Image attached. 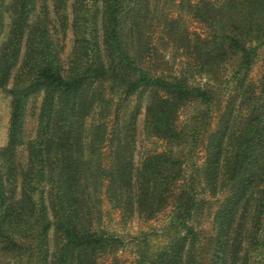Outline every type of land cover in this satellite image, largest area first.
<instances>
[{"label": "trees", "instance_id": "1", "mask_svg": "<svg viewBox=\"0 0 264 264\" xmlns=\"http://www.w3.org/2000/svg\"><path fill=\"white\" fill-rule=\"evenodd\" d=\"M53 1L61 9H56L59 20H66L69 0ZM175 2L74 0L75 42L64 69L49 25L32 24L37 0H13L8 8L0 0V36L4 12L11 15L0 45V88L14 79L8 89L9 140L0 148V264H106L109 258L115 264L127 239L103 223L102 191L124 215L137 212L149 218L173 204L166 227L170 238L151 264H238L242 256L243 264H250V252L263 244L258 236L264 215V76L258 84L250 72L264 48V0H179L177 6L190 7L207 29L205 37L190 40L180 18H171ZM157 27L164 36L162 49L157 47L160 38L153 41ZM170 43L184 50L190 44V70L159 72L162 50ZM197 72L208 81L196 82ZM233 81L234 93L205 143L206 159L201 168L192 161L188 171L174 148L182 146L179 152L193 160L211 122L209 106ZM40 92L37 133L25 142L27 101ZM134 95L136 105L121 115ZM190 100L205 108L180 131L179 103ZM143 101L147 136L164 138L172 146L146 153L136 166V121ZM107 142L111 165L103 168ZM25 143L27 162L22 164L17 150ZM257 185L263 189L242 253L240 209L250 203ZM202 189L215 199L199 198ZM220 195L216 231L201 237L190 220Z\"/></svg>", "mask_w": 264, "mask_h": 264}, {"label": "rangeland", "instance_id": "2", "mask_svg": "<svg viewBox=\"0 0 264 264\" xmlns=\"http://www.w3.org/2000/svg\"><path fill=\"white\" fill-rule=\"evenodd\" d=\"M13 0H5L6 7L8 8ZM196 2L198 0H192ZM73 2L74 0L68 1L67 6V19L59 20L56 9L58 8V3H54L53 0H37L35 15L32 17V24L38 21H45L47 25H49L51 29V33L54 39L58 42L61 47V58L64 69L67 68L69 59L71 57L74 42H75V34L72 26L73 20ZM179 0H176V6L171 9V18L175 19L179 17V24L184 25L187 31L188 40L194 39L197 35H201L205 37L207 35V29L203 25L202 22H198L193 18L192 10L187 5L177 6ZM100 4V3H99ZM98 4V5H99ZM61 9H59L60 11ZM167 9H165V12ZM4 18V33L0 36V45L5 38L6 32L9 29V24L11 20L10 12L5 11L3 14ZM99 27V38L98 42L100 46H102V30H101V14L100 21L98 20ZM159 27L156 28L157 34L154 35L153 41L159 39V43H154L155 46L157 44L158 48L162 49L164 39H162L163 34H161ZM181 45H185L184 42H180ZM170 46L163 51L165 55V60L159 66L161 71H166L167 73H179L183 72L186 69L190 70V44L184 50L183 46L180 49H177L176 46H173L172 43ZM188 49V52H187ZM24 54V49L22 51V57ZM165 69V70H164ZM20 69L15 70L14 75L19 72ZM230 69L227 71L230 75ZM264 76V48L260 49L258 52V57L255 60L251 72L250 77L256 81V83H261L263 81ZM223 78L221 80L222 85L224 83ZM14 79H11L9 84L5 88H0V148H3L7 145L10 134V123H11V113H12V97L9 93V88L12 86ZM208 79L205 75L200 77V73H196V82H200L203 84L207 82ZM225 84V83H224ZM215 85V83H214ZM235 82H231L229 86L223 91L220 92L219 97L209 106L211 107L210 113H212L211 122L209 124V128L205 133V137L203 138V143L200 145L196 153L194 154L193 160L190 162V157H186L184 155L185 151L182 153L179 152L180 147L174 148L175 155L177 157H182L185 159L184 165H187V170H191L192 161H196L198 166L201 168L205 159H206V148L205 143L207 142V138L209 134L218 128L220 117L222 113L225 111V101L228 99L230 95L234 93ZM215 89H219L215 86ZM148 94H145V96ZM43 101V92L36 93L32 95L26 105L25 116H24V128H23V136L25 142L28 140H32L35 138L37 133V126L39 121L40 109ZM241 102L240 99L237 100V104ZM137 103V96L134 95L130 101V103L123 107L121 110V115L125 116L129 113ZM205 108V106H201ZM200 106L190 101L180 102L178 117L176 120L178 129L180 131L185 130L190 126V122H193V118L201 109ZM247 104L243 105V113L247 111ZM146 101L142 102L141 109L139 111L136 127L137 134L135 137L134 143V159L135 164L138 166L142 157L146 155V153L150 152H161L168 151L170 149V145L168 141L164 138H159L157 136H147L146 129ZM114 116V113L111 114ZM91 118V117H90ZM89 118V119H90ZM122 120V119H121ZM207 134V135H206ZM190 146H186L185 150ZM110 147L108 142L106 146L102 147V154L100 160V166L103 168H108L111 165L110 158ZM17 156L19 161L22 164L27 162V146L26 143L21 145L17 150ZM203 184L200 183L199 188H201ZM105 189V188H104ZM263 189L261 185H257L256 189L253 193V198L249 199L250 203L246 204L245 208L240 209V216L242 217L243 226L240 229L241 238L243 241V247L241 252L244 253L248 248V239L253 229L254 223V215H255V204L256 199L260 191ZM204 192V193H203ZM100 196L103 198L102 203V213H103V223L112 231H116L122 235H125L127 239V243L124 247H121L117 253V260H115V264H151V260L154 259L155 255L166 246L170 236L166 231V227L169 221L172 219L174 209L172 203H167L162 208L157 211L152 217H142L139 216L137 212L134 214H126L124 215L121 210L115 209L112 206V203L107 199L105 192H101ZM206 197L207 199H215V197H211L209 189H202L199 194L200 197ZM223 196L220 195L218 200L214 202L210 208L207 210H200L197 215L190 220V224H193L194 227L198 230L201 237L211 236L216 231V223L214 221L215 212L219 206V202L222 200ZM207 205V203H205ZM240 216L238 220H240ZM259 241L263 244L258 245V252L252 250L250 253L252 255V259L250 264H264V215L262 217V230L259 232ZM51 243L53 241V230L50 233ZM260 253V254H259ZM259 254V255H258ZM242 256V255H241ZM106 264H113V259L109 258L106 261ZM238 264H243V256L239 259Z\"/></svg>", "mask_w": 264, "mask_h": 264}]
</instances>
